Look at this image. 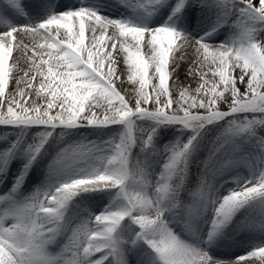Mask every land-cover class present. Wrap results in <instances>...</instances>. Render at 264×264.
Here are the masks:
<instances>
[{
  "label": "snow or ice",
  "instance_id": "6c2138e0",
  "mask_svg": "<svg viewBox=\"0 0 264 264\" xmlns=\"http://www.w3.org/2000/svg\"><path fill=\"white\" fill-rule=\"evenodd\" d=\"M120 3L0 0V264H264V0Z\"/></svg>",
  "mask_w": 264,
  "mask_h": 264
},
{
  "label": "rangeland",
  "instance_id": "374dc122",
  "mask_svg": "<svg viewBox=\"0 0 264 264\" xmlns=\"http://www.w3.org/2000/svg\"><path fill=\"white\" fill-rule=\"evenodd\" d=\"M88 1L92 4L91 6H93L94 9L100 10L98 12H101L102 11L101 7H104L107 4L108 5H111V4L112 5H119V11L114 12L112 14L107 13L109 15L107 17L112 18V19H135L138 22L147 23L149 26H151L154 22L156 23L160 19L159 13H157L155 16L151 17L152 19L151 18L146 19L142 15L134 16L133 12L129 8L124 7L120 3V0H88ZM103 16H105V15H103ZM139 19H140V21H139ZM165 19H166V17H165ZM150 75H151V72H150ZM130 87H131V84H130ZM136 87H138V85H136ZM2 131H3V128H2V126H0V133H2ZM80 134H86V133L81 132ZM90 138H94V137H90ZM165 142H167V141H165ZM46 162L47 161L45 160L44 163L46 164ZM10 171H12V170H10ZM5 182L8 183V181H5ZM38 182L39 181L34 178L33 182L28 185V190L30 191L31 188L35 187L36 183H38ZM0 187H2V186H0ZM218 243L227 245V244L231 243V240L227 235H225L224 237L221 238L220 241H218ZM220 250L223 251V249H220Z\"/></svg>",
  "mask_w": 264,
  "mask_h": 264
},
{
  "label": "bare ground",
  "instance_id": "6f19581e",
  "mask_svg": "<svg viewBox=\"0 0 264 264\" xmlns=\"http://www.w3.org/2000/svg\"><path fill=\"white\" fill-rule=\"evenodd\" d=\"M73 2L74 3H77L78 2V0H73ZM85 3L88 5V6H90V7H92L93 8V6H91L92 4L88 1V0H85ZM96 5V4H95ZM102 8V11L101 12H99V13H101V15H105V16H109L107 13H109V14H112V13H114V12H117V11H119V5H105L104 7H101ZM96 11H100V10H98V9H95ZM104 11V12H103ZM152 19V18H151ZM139 21H140V19H139ZM153 24H155V22L153 23ZM10 173H11V171H10Z\"/></svg>",
  "mask_w": 264,
  "mask_h": 264
}]
</instances>
